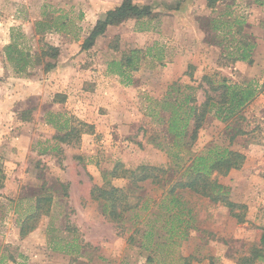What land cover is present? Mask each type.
<instances>
[{"label":"rangeland","instance_id":"obj_1","mask_svg":"<svg viewBox=\"0 0 264 264\" xmlns=\"http://www.w3.org/2000/svg\"><path fill=\"white\" fill-rule=\"evenodd\" d=\"M85 2L0 0V26L6 24V30H0V167L4 173L26 162L30 178L25 185L23 177H18L23 173H17L13 175L19 180L16 184H4L0 188V264H184L183 258L191 255L195 259H191L189 264H239L259 244L264 232V6L256 5L253 0H218L214 8L209 9L205 0H133L139 6H149L157 15L149 24H143L144 29H148L139 31V24L129 20L106 30L93 45L97 50L94 59L99 58L98 63L119 60L123 53L135 48L146 52L147 48L156 47L152 53L159 50L162 53L160 62L150 57L143 58L140 69L132 75L136 81L131 86L121 85L119 78L113 76L123 89L133 87L136 90L132 99L128 93L124 95L125 99L119 97L122 105L125 101L133 103L132 108L121 116L124 131L117 137L111 127L118 122L111 120V127L106 132V123L101 117V110L105 109L100 106L97 92L88 104V107H93L89 116L92 123H88L93 127V133L87 134L88 139L68 147V153H64L65 149L57 144L62 152L55 158L38 159L27 155L28 151L50 149L55 142L53 139L25 140V137L23 140V123L19 120L23 100L13 99L15 82L24 75L23 72H15L23 55L11 52L9 56L6 48L16 45V52H27L30 56L34 45L37 50L34 57L49 44L70 42L81 48L97 18L89 14L88 21L85 20ZM181 9L185 12L180 18H175L174 14ZM59 16L68 24V35L43 29V23L41 29H36L37 23L50 22ZM187 16L191 17L190 21L193 18L197 21L203 34V46L197 40L187 42L182 34L184 29H178L183 22L188 23ZM29 17V20H36L37 36L31 39L23 37V21ZM134 33L144 35L135 37ZM75 36H78V41L73 40ZM231 38L232 43L229 42ZM236 43L255 44L250 54L251 64L234 60ZM42 67L43 63L33 64L27 67V71L34 74L32 70L37 69L40 76ZM204 75L225 77L240 85L254 83L260 93L243 109L242 118L237 121L221 122L213 114L207 116L192 147L187 151L177 150L166 134L167 115L153 106L151 100H162L167 87L174 82L197 87ZM78 84L76 97L80 94ZM194 92L198 103H201L203 91L196 88ZM76 97L73 105H77ZM36 101L37 98H31L30 106L36 105ZM82 105L83 102L79 104L80 110L84 109ZM149 106L159 111L155 117L147 115ZM73 110L69 113L76 124L80 120ZM234 127L245 134L234 136ZM214 146L239 151L246 157L239 170L230 171L225 176L213 175L219 183L230 188V200L244 206L235 210L243 214L244 222L237 223L228 209L221 205L179 190L176 192L179 213L184 221L181 230H185L186 238L173 245L165 244L161 238L155 239V244L161 245H158L156 256L152 255L153 261L148 262L149 251L142 249L139 243L141 232H134L146 229L148 220L155 219L154 212L166 194L151 179L140 181L137 175L129 172L147 165L176 173V162L183 166L191 155ZM176 151L178 158L173 157ZM117 162L121 169L118 177H110V185L120 187L121 204L133 209L124 212V222L117 223L116 229L117 226L103 215L101 204L90 197V191L93 186L104 185L103 172L109 173ZM155 175L168 180L170 183L167 184L175 179L161 172ZM4 177L5 183V173ZM43 184L41 194L49 193L53 198L50 213L40 214L33 222L34 229L21 237L23 221L33 210L35 197L32 194ZM139 198L142 200L134 208ZM159 235L165 233L159 231ZM130 236H133V241H129Z\"/></svg>","mask_w":264,"mask_h":264},{"label":"trees","instance_id":"obj_2","mask_svg":"<svg viewBox=\"0 0 264 264\" xmlns=\"http://www.w3.org/2000/svg\"><path fill=\"white\" fill-rule=\"evenodd\" d=\"M205 1L206 6L212 9L218 0ZM253 2L258 6H264V0H253ZM42 16L45 18L47 17L44 13ZM156 16L157 15L152 12L149 6H139L133 3V0H122L118 6L107 11L103 19L96 21L89 35L83 41L81 50L85 51L93 47L96 39L104 35L108 27H116L129 20H134L139 24V31H146L148 28L144 29L143 24H149ZM79 17L82 18V14H80ZM42 23L43 29L46 28L58 34L68 35L66 29L68 24L62 20L60 16L52 18L50 22L37 23V30L41 29ZM215 29L218 28L215 27ZM73 40L78 41V36H75ZM229 42L232 43L233 38H231ZM238 44L236 43L235 45L237 55L234 56V60L251 64L252 60L250 59V54L255 44ZM6 49L7 55L9 56L11 52L23 55V60H19L18 66L15 67V72L17 74L22 72L23 74H28L27 67L33 64L37 65L38 63H43V71L48 72L55 66V60L59 56V49L48 45H46V48L42 50L38 56L32 58L29 56L25 57V54H22L20 51L16 52V45H10ZM155 49L156 47H150L147 48L146 52L136 48L128 50L122 54L119 60H112L107 63V75L117 76L120 84L125 87L131 86L133 84L132 75L140 69L143 58L150 57L158 62L162 60V53L160 50L155 54L152 53ZM45 58L50 60L42 62V59ZM8 59L10 60V57ZM189 75L191 74L189 73ZM201 80L202 83L197 87L189 85L182 86L174 82L167 87L162 100H151L153 106L158 107L161 112L167 115L166 134L171 139L172 147L177 150L179 148L181 151H187L192 147L207 116L213 114V116L221 122L230 120L237 121L242 118L241 112L243 109L260 93V90H258L254 83L240 85L230 82L225 77L212 78L207 75L202 76ZM203 84L206 85L205 88H203ZM196 88L203 91L204 100L201 103L197 101V96L194 92ZM155 107L152 108L149 106L148 116L155 117L157 115L159 111L155 110ZM75 121H72V117L69 118L68 123L70 126L68 130L54 136L52 141L55 142V146H53L52 150H56L60 154L62 148H59L60 146L58 147L57 144L66 145L68 147L77 146L80 142L81 134L93 133V127L90 124L81 121H77L75 124ZM234 131V136L245 134V132L238 127H234ZM173 157H179L177 151L173 153ZM245 159V155L239 151L230 150L227 147L214 146L191 155L186 160V165L180 166V164L176 162L175 165L178 167L176 173L171 174L169 170L147 165L140 166L135 171L129 172L132 175H137L140 181L151 179L153 183L159 184L166 194V196L161 199V203L158 204V209L154 212L156 215L154 217L155 219L153 221L148 220L146 229H140L134 232H141V240L139 243L142 249L149 251L148 262L153 261L152 255L156 256L157 249L159 248L158 245H161L155 244V239L161 238L164 240L165 244L170 243L173 245L177 244L179 240L186 238L185 230H181L184 221L179 213V197L177 196L178 193H176L179 190L189 191L198 197L207 199L214 205H221L228 209L230 216L236 219L237 223L244 222L243 214L235 212V210H241L244 206L232 202L229 197L230 188L219 183L213 178V175L221 174L225 176L230 171L239 170L243 166ZM119 169H121V164L117 162L109 173L107 171L103 172L102 179L104 185L93 186L90 191V197L101 204L103 215H106L107 220L113 223L115 227L117 223L124 222V212L133 209L132 206L121 204L122 198L120 194L122 190L120 187L110 185V177H118ZM137 172L139 173L137 174ZM157 172H161L170 177L172 175V177L175 178L173 183L167 184L170 183L168 180L159 179L158 176L155 175ZM119 173H122L124 176L123 171ZM4 178V173L0 167V188L3 187ZM66 187L67 184L64 190H66ZM42 188H44V184L38 188V191L32 194V196L35 197L33 210L23 221V226L20 228L21 237L34 229L33 222L36 221L40 214L48 215L50 213L53 198L49 193L41 194L40 191ZM141 200L142 199L139 198L134 208L138 206ZM159 223L161 224L160 227L157 226ZM117 228L118 226L116 229ZM159 231H163L165 235H159ZM132 237L133 236L129 237V241H133ZM76 247V252H78V246ZM69 253L70 252H68V254ZM194 257V255H191L187 258H183L184 264H189L191 259H195ZM257 262L264 263V232L262 233L259 244L253 247L249 256L242 258L239 264H255Z\"/></svg>","mask_w":264,"mask_h":264},{"label":"crops","instance_id":"obj_3","mask_svg":"<svg viewBox=\"0 0 264 264\" xmlns=\"http://www.w3.org/2000/svg\"><path fill=\"white\" fill-rule=\"evenodd\" d=\"M86 1L84 9V12L86 13L85 20L88 21L89 14H92L97 17L95 20L97 21L103 19L105 13L118 6L122 0ZM86 10L88 11L86 12ZM183 10L184 9H181L179 13L176 12L174 17L180 18L182 12H185ZM187 17L189 18L188 23L183 22L182 27L179 26L178 29H184L185 33L182 34L185 35L187 42L194 43V41L197 40L199 44L201 43L203 46V34L197 24V21L194 18L190 21L191 17ZM29 19L30 17L23 21V36L31 39L37 36L34 23L36 20ZM109 28L111 27H108L107 30ZM0 30H6L5 23L1 24ZM134 35L135 37H141L144 34L134 33ZM133 36L132 39L134 38ZM49 45L53 46L54 44ZM54 47L60 49V55L55 60V66L50 71L44 72L43 70H40L41 75L38 76L37 69L32 70L34 74L28 70L27 73L29 74H24L22 79H17L15 82L16 88L13 90L16 92V95L13 99L15 100L18 98L17 101H20L21 99L23 100V109L19 108L23 111L19 113V120L21 124L23 123V140L24 137L25 140H52L54 136H57L62 132H66L70 126L68 119L72 115L69 113L71 109H75L73 110V114L76 115L81 122L91 124V117L89 116L93 107H88V104H90L89 102L91 98H93L97 92L99 94L100 106L103 107L102 109H105L101 110V112L103 111V115H101L102 121L106 123L105 130L107 132L108 127H111V120L113 122L116 120L118 124L111 127V130L114 131L118 137V134L124 131V122L121 119L122 113L128 108H132L133 104L132 102L125 101L124 105H122V103H119L121 101L119 100V97L124 98V95L128 93L129 97L132 99L136 90L133 87L123 89L114 81L116 79L115 77L107 75L106 66L108 61L105 63H98L99 58L94 59L95 51H97L95 46L85 51L70 42H64L60 45L56 44ZM32 49L33 50L29 52L30 56L27 52L24 53V56L32 58L33 55L34 57L37 50L34 45L32 46ZM92 61L95 63L94 65H92ZM82 77L83 80H80ZM84 77H87V79L84 80ZM134 81L136 80L133 78V82ZM78 82L80 83L78 84L80 86V94L77 98L75 96V92L77 91L75 88L77 87ZM74 97L77 98V105H73L72 103ZM31 98H37L36 105L30 106L29 100ZM81 102L84 103V105H82L84 107L83 110H80V108H82L79 106ZM129 103L131 105H129ZM130 112L132 113L133 111ZM19 117H17V119ZM87 139V134H81L80 140L84 141ZM61 146L65 149L64 153H68V146ZM27 155H32V157L37 156L38 159L41 157L52 159L58 155V151L52 150V148H44L42 150L30 149ZM28 172L26 162H24L21 166H14L13 170H6V172H4L6 181L5 183L3 182V187L4 184L6 186L16 184L19 180L13 175H16L17 173H23V176L19 175L18 177H23V184L26 185V181L30 179L27 174Z\"/></svg>","mask_w":264,"mask_h":264}]
</instances>
